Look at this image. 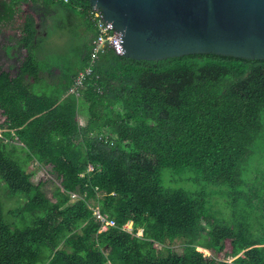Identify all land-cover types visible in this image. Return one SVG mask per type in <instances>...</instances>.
<instances>
[{
    "label": "trees",
    "instance_id": "trees-1",
    "mask_svg": "<svg viewBox=\"0 0 264 264\" xmlns=\"http://www.w3.org/2000/svg\"><path fill=\"white\" fill-rule=\"evenodd\" d=\"M13 1L27 53L15 75L0 67V264H264V58L154 60L106 49L93 62L89 0ZM40 4L67 13L58 27L83 42L71 50L74 63L61 64L59 83L38 91ZM90 65L83 86L64 97ZM20 154L60 178L55 199ZM213 194L226 198L229 216L212 207ZM175 240L182 253L167 244Z\"/></svg>",
    "mask_w": 264,
    "mask_h": 264
},
{
    "label": "water",
    "instance_id": "water-1",
    "mask_svg": "<svg viewBox=\"0 0 264 264\" xmlns=\"http://www.w3.org/2000/svg\"><path fill=\"white\" fill-rule=\"evenodd\" d=\"M121 32L123 56L264 58V0H89Z\"/></svg>",
    "mask_w": 264,
    "mask_h": 264
},
{
    "label": "rangeland",
    "instance_id": "rangeland-1",
    "mask_svg": "<svg viewBox=\"0 0 264 264\" xmlns=\"http://www.w3.org/2000/svg\"><path fill=\"white\" fill-rule=\"evenodd\" d=\"M15 6V3L13 0H0V28L2 30V33L5 32V28L9 30H13L15 28V22L13 23L11 21V12L13 7ZM26 4L22 7L25 9ZM27 8V7H26ZM57 20H52V23H50L49 27L45 29L47 32H49V37L42 41L40 43V51H35V54L37 56L38 53H42L46 56L47 62H50L56 69L61 66L62 63H68L72 64L74 63L73 60V54L72 51L75 48V45H78V43H82L83 40L81 38H77L69 32H63L61 30H58V24L56 23ZM44 30V34H45ZM14 31L11 32L12 35L6 36L3 34H0V67H3L4 69H10L12 74H15L18 66L21 64L23 57L26 55L27 50L20 44L18 35L13 33ZM17 32V30H16ZM4 41V42H3ZM18 42V43H17ZM11 45L12 48H9L7 50V46ZM42 55H40L41 57ZM56 72H62L64 73L63 70L57 69ZM55 76V72L53 73ZM47 83H44L41 86H35V89L38 91H41L43 89L50 88L49 85H46ZM49 92V91H48ZM77 118L79 119L80 125H86L89 119V112H88V105L86 104H80L79 108L77 110ZM5 116L0 112V135L3 132V130H6L2 126L4 123ZM16 144H20L21 142L17 137H14L12 140ZM23 152V151H22ZM27 155H19V159H17L25 168H27L28 171H33V177L32 180L36 184L38 183H43V189L48 195V197L55 199L54 198V191H55V186H61V180L60 178L53 172H50V167H44L41 166L37 163H29L27 166L28 160ZM27 166V167H26ZM89 169H92V166L89 165ZM0 179L1 176H0ZM5 183V182H4ZM187 186H192L190 181L185 182ZM4 188H6L7 193H9L6 183L3 185ZM10 194V193H9ZM73 196V195H72ZM77 195H74L72 197L71 201H75L77 199ZM226 200L225 197L220 196L218 194H213L211 197V204L214 209H220L221 211H225L227 213L226 215L229 216V209H226V206L223 205L224 201ZM14 202V198L11 199H5V204L7 207H10ZM98 209H96V212ZM228 211V212H227ZM128 230H132V223H128L125 225ZM139 235L142 234V230H139L138 232ZM183 243L181 240H175L173 242H167L169 246L172 247L173 250H175L178 253L183 252ZM201 250L203 249L202 247L200 248ZM204 250V249H203ZM206 254H210L209 251H205ZM243 253V251H242ZM230 260L233 259V257L229 258Z\"/></svg>",
    "mask_w": 264,
    "mask_h": 264
},
{
    "label": "crops",
    "instance_id": "crops-1",
    "mask_svg": "<svg viewBox=\"0 0 264 264\" xmlns=\"http://www.w3.org/2000/svg\"><path fill=\"white\" fill-rule=\"evenodd\" d=\"M24 5H21L20 6V10L21 11H23V13H27V12H29V8H30V5L28 4V3H26V6H25V9H23L22 7H23ZM27 7V8H26ZM66 14L67 13H65V12H63V11H60V8H57V7H50V9L48 10L47 9V11H46V9H45V7L43 6V5H41L40 4V7H39V11L36 13V28H37V30H38V36H40V38H44V39H42L41 40V42L42 41H44L45 39H47L48 37H49V32H47L45 29H47L48 27H49V25H50V23H52V20H57V24L60 22V23H63V22H65L67 19H66ZM76 18H78L79 19V22H80V28H79V31H81V33L83 34V35H85L86 34V32L88 31L87 30V27H88V24H87V21H86V19H84L85 17H83V16H81L79 13L77 14V16H76ZM13 23H14V19H13V21H12ZM59 28V27H58ZM57 28V29H58ZM5 30V32H3L4 33V35H6V36H10V35H12L11 34V32L12 31H14L13 33H14V35L15 34H18L17 32H16V28H13V30H9V29H7V28H5L4 29ZM44 30H45V34H44ZM58 30H61V28H59ZM61 31H63V30H61ZM2 33V30L0 31V34H3ZM18 37V36H17ZM4 42V41H3ZM40 42V43H41ZM18 43V42H17ZM40 43L37 45V47H36V50L37 51H40ZM9 48H12V46L11 45H8L7 46V50L9 49ZM40 55H42L41 57H40ZM37 59H38V61L41 63V65H42V67H41V70H40V72H39V74H40V76L45 80L44 82H41L40 83V85L39 86H41L42 84H44V83H47L48 85H53V84H58L59 83V81L61 80L60 79V77H61V75H62V72H56V70L57 69H59V70H64L63 68H60V67H58V68H56V69H54L55 67L50 63V62H48V63H46L47 62V58H46V56L44 55V54H42L41 52L40 53H38L37 54ZM70 60H72V59H70ZM63 64V63H62ZM4 70H6V68L4 69ZM7 71H10L11 72V70L10 69H7ZM17 72V71H16ZM55 72V76H54V73ZM81 72V71H80ZM79 72V73H80ZM78 73V74H79ZM11 74H12V72H11ZM16 74V73H15ZM15 74H12V75H15ZM72 92V89H69L66 93H65V95H64V97H66L67 95H69L70 93ZM77 116H78V114H77ZM78 122H79V119H78ZM88 123V122H87ZM79 125H80V122H79ZM87 125V124H86ZM86 125H80V126H82V127H85ZM13 134H14V132H13ZM13 142V141H12ZM21 142V141H20ZM14 143V142H13ZM16 144V143H15ZM18 145H20L21 147L23 146V143L21 142L20 144H18ZM31 163H38V162H36V161H31ZM30 172V171H29ZM33 171H32V177H33ZM32 179V178H31ZM33 181V180H32ZM74 196V195H73Z\"/></svg>",
    "mask_w": 264,
    "mask_h": 264
},
{
    "label": "built area",
    "instance_id": "built-area-1",
    "mask_svg": "<svg viewBox=\"0 0 264 264\" xmlns=\"http://www.w3.org/2000/svg\"><path fill=\"white\" fill-rule=\"evenodd\" d=\"M61 1L68 2L69 0ZM87 16L94 23L98 32L97 37L94 40L92 61L94 62L97 59L100 51H104L106 49H113L115 53L123 55L125 50L122 43L121 32L115 29L111 22L104 20L102 12L95 6L91 7ZM92 73L93 67L91 65L81 71L76 79L77 86L72 88V92L76 93L78 88L83 86L86 76L91 75ZM96 213L98 214V211ZM100 218L106 222V225L114 224L113 220L106 219L103 215H100ZM103 228L105 229L106 226H103Z\"/></svg>",
    "mask_w": 264,
    "mask_h": 264
}]
</instances>
